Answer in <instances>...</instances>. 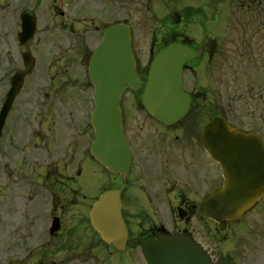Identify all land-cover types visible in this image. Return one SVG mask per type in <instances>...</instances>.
Here are the masks:
<instances>
[{
  "label": "flooded vegetation",
  "instance_id": "af4514ba",
  "mask_svg": "<svg viewBox=\"0 0 264 264\" xmlns=\"http://www.w3.org/2000/svg\"><path fill=\"white\" fill-rule=\"evenodd\" d=\"M3 10L12 15L17 55L5 60L13 72L1 70L0 106L11 75L23 71V77L0 136V264H146L142 240L176 233L213 262L264 264V197L222 229L199 212L224 173L202 144L208 124L221 119L264 149V0H0ZM45 11L58 17L54 53L33 56L26 67L19 53L35 49L32 40L25 46L17 41L20 14L32 15L38 27ZM133 14L140 17L136 25ZM117 22L130 28L142 88L159 49L177 42L196 52L182 68L190 103L176 123L152 118L126 90L132 97L122 110L131 152L126 180L105 173L89 152L88 61ZM223 155L231 157L224 168L236 170V153ZM252 167L248 173L258 172V163ZM105 189H119L128 231L122 252L105 243L88 218Z\"/></svg>",
  "mask_w": 264,
  "mask_h": 264
},
{
  "label": "water",
  "instance_id": "95a60500",
  "mask_svg": "<svg viewBox=\"0 0 264 264\" xmlns=\"http://www.w3.org/2000/svg\"><path fill=\"white\" fill-rule=\"evenodd\" d=\"M21 26V41L25 42L32 36L34 27L28 17L22 18ZM192 55L190 48L173 43L161 49L150 65L141 99L147 111L164 123L178 120L188 110L189 97L181 90L180 75L183 62ZM89 70L95 87V109L91 118L95 139L91 153L108 170L124 177L129 149L121 126L120 96L126 87L137 92L140 87L125 26L116 24L108 28L103 42L91 56ZM209 136L212 143L208 151L219 162L223 160L221 153L225 145L237 144L242 152H247L246 135L227 129L222 121H214L206 128L204 140ZM226 136L238 137V140L226 139ZM263 194L264 176L229 175L222 188L201 204V211L221 224L224 219L240 215ZM90 218L105 242L117 249L123 248L126 229L117 191H105L93 205ZM145 241L142 250L148 264H212L202 251L178 235Z\"/></svg>",
  "mask_w": 264,
  "mask_h": 264
},
{
  "label": "rangeland",
  "instance_id": "374dc122",
  "mask_svg": "<svg viewBox=\"0 0 264 264\" xmlns=\"http://www.w3.org/2000/svg\"><path fill=\"white\" fill-rule=\"evenodd\" d=\"M134 7V6H133ZM10 8V7H9ZM9 8H7L9 10ZM2 15V16H1ZM38 31L35 35L30 49H35L32 54L34 57L43 56V55H53V43L58 41L60 29L58 25V17H52L47 11L40 13L38 16ZM140 17L138 15H132V24L136 25ZM11 21L12 15L8 13L7 10H3L2 14H0V74L1 70L8 71L11 70L13 64H9L6 59H13V55H17L16 46L10 39L11 34ZM45 21V23L49 24L50 27L48 30L45 29L44 26H41V23ZM16 42V41H15ZM9 47V49H8ZM141 51V58L145 59L147 55V48L143 47L142 44L139 47ZM1 79V78H0ZM1 91V90H0ZM122 105L126 106L132 103L131 95L126 92L122 97ZM9 124V123H8ZM101 176L105 179V174L102 172ZM101 177V183L103 179Z\"/></svg>",
  "mask_w": 264,
  "mask_h": 264
}]
</instances>
